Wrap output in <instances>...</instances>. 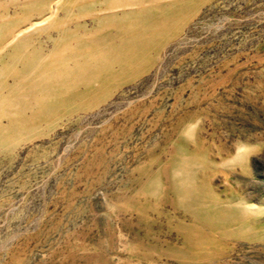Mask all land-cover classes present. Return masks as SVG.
<instances>
[{
    "label": "rangeland",
    "instance_id": "rangeland-1",
    "mask_svg": "<svg viewBox=\"0 0 264 264\" xmlns=\"http://www.w3.org/2000/svg\"><path fill=\"white\" fill-rule=\"evenodd\" d=\"M0 83V264H264V0H0Z\"/></svg>",
    "mask_w": 264,
    "mask_h": 264
},
{
    "label": "bare ground",
    "instance_id": "bare-ground-1",
    "mask_svg": "<svg viewBox=\"0 0 264 264\" xmlns=\"http://www.w3.org/2000/svg\"><path fill=\"white\" fill-rule=\"evenodd\" d=\"M135 31H137V30H135ZM143 56H145L144 50H142L140 52L134 51V52L126 53V55L122 59H116L113 62L108 61L107 62L108 64L103 69V70L108 71L107 75L104 77H102V76H99V77L103 78L105 82H110V81L114 80V76L124 75L125 74L124 71H129L128 67L135 64V61H139L140 58ZM117 64L120 65L121 72L118 71L119 69L118 70L116 69L115 66ZM41 68L42 67L37 63V66L34 69V73L30 78H27L25 75L23 77H20L19 74L21 72L20 71H14L13 72L14 83H16V85H17V83H26L27 81H29L30 83H41V81L45 77L44 72L41 70ZM78 69L79 68L76 67V70H78ZM67 70L68 71H66V68H64L58 73H52L49 76V79H50L49 83H55V85L58 88H61V86H63L62 83H74L73 79L71 77V74H73V76L75 74L74 70L72 68H69V67H67ZM62 72H64V76H62L60 78V75ZM0 84L5 85L6 83H0ZM52 94L55 95L56 92L54 91ZM40 95L41 94H39L38 92H34L33 96H35V99H36ZM48 100H49V95L47 97H45V96L42 97L37 102H34L35 106L31 110V116L21 117L20 119H23V120L20 124L25 125V124L30 123V127H31L33 125V124H31L32 122H34L36 119H39V118L46 116L50 111H52L55 108V103L50 102ZM2 129H6V131L8 130L7 127L0 126V132H2Z\"/></svg>",
    "mask_w": 264,
    "mask_h": 264
},
{
    "label": "clouds",
    "instance_id": "clouds-1",
    "mask_svg": "<svg viewBox=\"0 0 264 264\" xmlns=\"http://www.w3.org/2000/svg\"><path fill=\"white\" fill-rule=\"evenodd\" d=\"M202 120L198 117L194 120L185 123L180 131L181 137L188 144H194L197 140L198 132L201 127ZM186 155L181 153V158ZM257 155L252 151V146L249 145L244 140H238L235 142L234 151L231 156H229L225 161H222L220 166L226 170H237L245 165H248L252 156ZM179 167V166H178ZM176 169H173L172 177L176 179L175 176ZM149 195L153 199L162 198L163 187L161 186V191L158 193L150 192ZM180 201L178 200V203Z\"/></svg>",
    "mask_w": 264,
    "mask_h": 264
}]
</instances>
